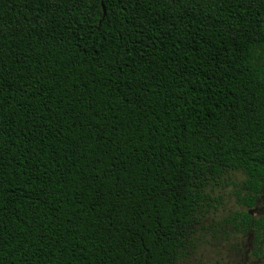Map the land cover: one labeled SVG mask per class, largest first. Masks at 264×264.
<instances>
[{
  "label": "trees",
  "instance_id": "1",
  "mask_svg": "<svg viewBox=\"0 0 264 264\" xmlns=\"http://www.w3.org/2000/svg\"><path fill=\"white\" fill-rule=\"evenodd\" d=\"M233 1L0 0V264H178L212 180L264 203V24Z\"/></svg>",
  "mask_w": 264,
  "mask_h": 264
},
{
  "label": "rangeland",
  "instance_id": "2",
  "mask_svg": "<svg viewBox=\"0 0 264 264\" xmlns=\"http://www.w3.org/2000/svg\"><path fill=\"white\" fill-rule=\"evenodd\" d=\"M225 19L235 26L264 24V0H235ZM243 178L231 171L208 184L207 200L178 264H264V234L245 220L246 214L253 220L264 217V203H241Z\"/></svg>",
  "mask_w": 264,
  "mask_h": 264
},
{
  "label": "water",
  "instance_id": "3",
  "mask_svg": "<svg viewBox=\"0 0 264 264\" xmlns=\"http://www.w3.org/2000/svg\"><path fill=\"white\" fill-rule=\"evenodd\" d=\"M106 12V9L104 8V13Z\"/></svg>",
  "mask_w": 264,
  "mask_h": 264
}]
</instances>
